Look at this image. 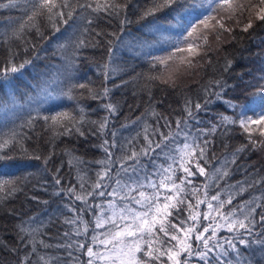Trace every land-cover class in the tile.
<instances>
[{
    "label": "snow or ice",
    "instance_id": "6c2138e0",
    "mask_svg": "<svg viewBox=\"0 0 264 264\" xmlns=\"http://www.w3.org/2000/svg\"><path fill=\"white\" fill-rule=\"evenodd\" d=\"M130 2L131 0H0V9H16L20 6L22 12L13 21V27L0 33V39L5 46H9L12 40L27 44L24 37L33 30L37 36L47 39L41 29L42 20L47 21L55 35L60 32L59 24H68L70 20L77 18L88 26L92 25L94 17L89 13L120 16L126 12ZM178 2L179 0H150L151 6L141 12L140 19L154 17ZM206 2L210 8L207 14L188 20L182 18L177 22L175 27L182 29L181 34L175 38H165L170 51L163 56H152V68L157 65L167 68L175 66L177 75L193 69L199 63H194L193 58L200 55L203 45L208 43L209 34L215 32L219 40L220 32L217 29L232 30L225 26V20H232L254 10L255 18L264 21V0H258L256 4L251 3V0ZM78 9L81 11L77 17ZM127 22L129 21L126 19L121 20V24ZM251 27L252 22L249 20L243 31ZM152 30L160 29L153 25ZM92 32L95 29L86 26L71 45H58L62 53L69 46L72 48L70 55H63L64 71L53 74V78L40 87L37 94L40 103L29 99L28 119L22 125L34 128L36 121L42 119L45 131L51 133L48 142L53 149L56 139L77 135L84 137L86 132L101 140L98 145H94L105 154L101 160L85 161L70 149L62 150L69 157L70 168L76 171L77 183H62L64 177L60 167H56L52 173V181L59 186L54 194L67 197L69 202L64 204V208L73 214L64 218L63 222L71 225L72 230L65 231L63 236L74 235L84 239L52 245L43 239L47 235L44 231L48 226L46 223L38 222L35 217H29L27 221L21 219L13 229L16 243L11 247L5 245L9 252L15 254V264H193L194 259L200 264H252L237 244L245 247L257 244L264 250V191L235 205L233 200L237 195L264 183V177L254 178L247 183V187L244 184L233 185L230 186L232 190H221L214 195H209V191L212 181L228 175L227 167L235 163L239 153L248 149L249 145L253 149L264 147V87L252 93L253 96L261 97V103L253 107L224 100L223 93L229 85L222 77L215 79L207 86H202V100L197 98L194 101L185 97L182 116L173 120L150 106L146 114L130 122L141 126V130L135 136L119 141L117 132L110 130L111 119L119 112V103L112 102L111 88L107 84L117 72L111 63V47L108 50V60L98 65L103 76L101 86L94 87L92 81L77 80L73 71L79 50L97 46L90 44L85 35H91ZM95 35L103 33L95 32ZM32 48L35 50V45ZM16 55L9 47V58L0 64V77L7 78L31 63V60L25 59L17 64ZM231 65L232 62L226 60L223 71L227 72ZM145 79L149 82L160 80L161 83L175 87L172 74L167 78L155 75ZM52 84L59 85L60 94L69 99L80 97L101 101L100 107L106 114L99 120H91L85 108L80 106L78 111L61 110L53 115H42V100L53 95V91H50ZM113 87L119 85L114 84ZM215 100H224L233 109V115L220 113L215 122H208V127H200L202 121L199 113L208 111L207 106ZM13 106L17 105L14 103ZM18 106L23 108L25 105ZM257 107L259 111L256 110ZM147 116H151L155 123L148 124ZM235 126L248 134L249 143L238 147L230 156L226 155L208 175L206 166L211 164L208 153L213 143L212 138L217 134L226 136ZM257 132L261 139L253 137V133ZM18 135L15 130L0 135V161L12 159L5 150L10 146H19L25 155L41 161L45 171H52L50 161L57 153L54 150L43 156L35 151L29 153L23 147V139L28 138L27 134L20 138ZM109 136L111 140L107 138ZM114 150H118V154ZM212 159H215L214 155ZM92 164L100 167L95 170V179L89 183L86 177ZM197 174L207 176L208 182L194 185L190 177ZM21 185L22 181L18 179L0 178V204L15 198L16 193L23 192ZM108 188L111 190L107 191ZM225 194L227 198L222 199ZM97 197L111 199H106L103 205L93 204L91 201H95ZM77 201L80 202L79 206L75 203ZM201 205L206 206L203 211ZM89 211L93 213L91 221L84 218ZM10 214L15 213L10 210ZM225 231L232 235L220 234ZM254 234L257 235L256 239L249 241L246 238ZM52 248H75V251L82 252L87 259L82 261L79 256H73L72 251H67L70 260H62L47 251L41 252V249Z\"/></svg>",
    "mask_w": 264,
    "mask_h": 264
},
{
    "label": "trees",
    "instance_id": "16d2710c",
    "mask_svg": "<svg viewBox=\"0 0 264 264\" xmlns=\"http://www.w3.org/2000/svg\"><path fill=\"white\" fill-rule=\"evenodd\" d=\"M251 3L256 4L258 0H251ZM201 4L204 6L200 7ZM150 6V0H131L126 12L120 16L89 13L94 17L92 25L88 26L77 18L70 20L68 24H59L60 32L55 35L47 21L42 20L41 29L47 39L37 36L33 30L24 37L27 44L20 40H12L9 46H5L0 39V64L9 58V47L17 53L15 56L17 64L25 59L31 60V63L20 72L11 74L7 78L0 77V135L15 130L19 134L18 138L25 137L27 134L28 138L23 139V147L27 148L29 153L35 151L36 154L42 156L53 150L57 153L50 161L49 166L52 171H45L41 161L25 155L19 146H10L5 150L12 159L0 161V178L22 181L21 186L24 191L16 193L15 198L0 204V264H15V254L9 252L5 245L11 247L16 243L13 229L21 219L27 221L29 217H35L38 222L46 223L48 226L44 231L47 235L43 236V239L52 245L84 239V237L74 235L63 236L65 231L71 232L72 230L71 225L63 222L64 218L73 214L64 208V204L69 202L67 197L54 194L59 186L52 181V173L56 167H60L61 175L64 177L62 183L69 181L77 183L76 171L70 168L69 157L62 150L70 149L85 161L101 160L104 158V152L99 147H94L101 140L86 132L84 137L77 135L56 139L53 149L48 142L51 133L45 131L42 119L36 121L34 128L22 127L28 119L30 108L27 102L29 99H35L37 103H40L41 100L37 95L40 87L45 81H50L53 74L64 71L63 55H70L72 48L69 46L66 52L62 53L58 45H71L81 35L84 27L95 29V32H101L103 35L97 36L95 32L91 35L85 33L90 44L97 46H88L79 50L80 54L75 58L76 64L73 69L76 74L75 78L81 82L92 81L94 87L101 86L103 76L98 65L108 60V50L111 47V63L117 72L107 84L111 88L112 102L119 103V112L111 119L110 130L117 132L119 141L135 136L136 132L141 130V126L130 122L146 114L150 106L156 112L174 120L183 115L185 97H190L194 101L197 98L202 100V86H207L210 81L221 77L229 85L223 93L224 100H232L253 107L260 104L261 100L255 101L252 93L264 87V21L255 18L254 10L232 20H225V26L232 30L217 29L220 32L219 40L215 32L210 33L208 43L203 45L200 55L193 58L194 63L199 62L196 67L177 75L175 66L167 68L164 65H157L156 68H152L151 57L163 56L170 51L165 38H175L181 34L182 29L175 27L179 20L182 18L188 20L201 14H207L210 10L209 5L206 4V0H179L176 5L157 13L154 17L140 19L141 12ZM80 11L77 10V17ZM21 15L20 6L16 9H0V33L13 27V21ZM122 19L129 22L121 24ZM249 20L252 22V27L243 31ZM153 25L158 26L160 30H152ZM32 45H35V50ZM226 60H230L232 65L227 72H224ZM169 74H172L175 79V87L161 83L160 80L149 82L145 79L155 75L167 78ZM122 81L127 83H122ZM114 84L119 87H113ZM50 91H53V95L42 100L43 107L40 108L42 115H53L61 110L78 111L80 106L85 108L91 120H99L106 114L105 110L100 107L101 101L80 97L74 100L69 99L60 94L61 87L57 84H52ZM224 100H215L207 106L208 111L199 113L202 121L200 127H208V122H215L220 113L233 115V109ZM14 103L17 106L14 107ZM21 104L25 106L19 107L18 105ZM256 110L259 111V108L257 107ZM32 114L35 115L34 112ZM248 114L252 115L251 112ZM146 118L148 124L155 123L151 116ZM124 124L129 126L122 127ZM247 137L248 134L238 126L233 127L226 136L219 134L214 136L208 153L211 160V164L206 166L208 175L219 166L220 161L226 155L230 156L238 147L248 144ZM253 137L261 139L258 132L253 133ZM107 138L111 140L110 136ZM140 141L143 142L142 137ZM114 151L118 154V150ZM213 155L215 159H212ZM145 163L148 161L145 160ZM200 163L203 164V161ZM99 167L100 165L96 164L89 166L86 177L89 183L95 179V170ZM193 171H195L194 168ZM227 171V176L212 181L209 195H214L221 190L230 191L232 190L230 186L233 185L244 184L247 187V183L254 178L264 177V147L253 149L249 145L248 149L238 154L235 163L228 165ZM190 179L197 186L208 182L207 176L199 174ZM110 190L111 188L107 189V191ZM262 191H264V183L248 189L242 195H237L233 204L247 200L253 195H259ZM221 198L226 199V194ZM106 199H111V197H97L95 201L89 198L93 204L102 205ZM75 203L80 205L79 201ZM200 207L203 211L206 206L201 205ZM10 210L15 214H10ZM96 211L98 212L99 209ZM92 216L93 213L89 211L84 218L91 221ZM259 231L258 225L257 233ZM220 234L232 235L226 231ZM246 238L251 241L256 239L257 235ZM237 246L252 261V264H264V250L260 245L251 244L250 247H245L237 244ZM43 251L57 255L62 260L71 259L67 256V251H72L73 256H79L82 261L87 259L82 252L75 251V248L41 249V252ZM193 264H200V262L194 259Z\"/></svg>",
    "mask_w": 264,
    "mask_h": 264
},
{
    "label": "rangeland",
    "instance_id": "374dc122",
    "mask_svg": "<svg viewBox=\"0 0 264 264\" xmlns=\"http://www.w3.org/2000/svg\"><path fill=\"white\" fill-rule=\"evenodd\" d=\"M206 4H207V2H206ZM258 97H259V96H254L253 99H254L255 101H257L258 99L261 100V97H259V98H258ZM260 103H261V102H260Z\"/></svg>",
    "mask_w": 264,
    "mask_h": 264
}]
</instances>
